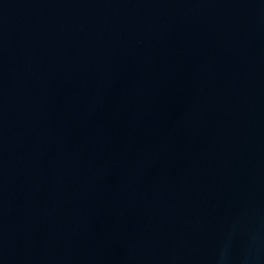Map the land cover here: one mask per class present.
<instances>
[{
	"label": "water",
	"instance_id": "95a60500",
	"mask_svg": "<svg viewBox=\"0 0 264 264\" xmlns=\"http://www.w3.org/2000/svg\"><path fill=\"white\" fill-rule=\"evenodd\" d=\"M0 264H264V0H0Z\"/></svg>",
	"mask_w": 264,
	"mask_h": 264
}]
</instances>
